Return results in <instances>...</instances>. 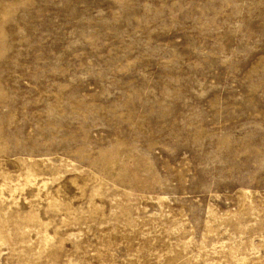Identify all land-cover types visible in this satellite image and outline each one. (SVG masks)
I'll list each match as a JSON object with an SVG mask.
<instances>
[{
    "label": "rangeland",
    "instance_id": "rangeland-1",
    "mask_svg": "<svg viewBox=\"0 0 264 264\" xmlns=\"http://www.w3.org/2000/svg\"><path fill=\"white\" fill-rule=\"evenodd\" d=\"M0 264H264V0H0Z\"/></svg>",
    "mask_w": 264,
    "mask_h": 264
}]
</instances>
